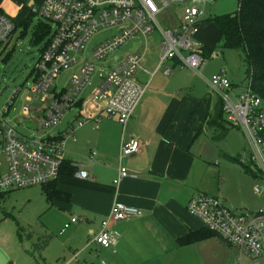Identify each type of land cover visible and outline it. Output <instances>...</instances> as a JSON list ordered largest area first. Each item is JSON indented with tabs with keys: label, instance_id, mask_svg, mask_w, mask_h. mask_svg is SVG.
Wrapping results in <instances>:
<instances>
[{
	"label": "built area",
	"instance_id": "obj_1",
	"mask_svg": "<svg viewBox=\"0 0 264 264\" xmlns=\"http://www.w3.org/2000/svg\"><path fill=\"white\" fill-rule=\"evenodd\" d=\"M183 0H39L33 3L29 12L54 27L46 44L40 49L32 69V79L27 88L28 95L23 101L20 120L32 118L35 127L33 135L19 134L15 124L6 118L13 104V96L7 104L0 107V142L5 165L0 161V190H12L32 185H42L54 180L60 173L64 151L63 136L72 135L76 127L81 126L89 117L88 111L83 118L74 120L67 126L62 136L53 135L45 130L57 124L65 111L70 109L78 93L91 75L94 60L106 58L119 46L134 36L147 38L158 32L161 53L157 68L164 66L167 60H174L178 66L188 68L200 74L207 55L201 51L196 40L198 25L205 18L207 0H188L182 6L177 25L163 27L157 16L170 5L176 6ZM16 21L5 15L0 7V46L7 42L15 31ZM116 27V32L100 41L89 58H79L86 41L99 29ZM140 45H132L115 66L104 76L90 98L84 103L99 109L106 118L124 124L133 113L142 97L147 84L139 82L135 73L140 68ZM67 85L57 90L54 80L62 71L75 66ZM168 71V68L165 69ZM210 92L221 103V121L237 128L244 139L245 154L238 155L240 162L254 178L264 181V97L251 88L245 81L242 87L232 83L224 68L219 69L205 80ZM19 90V88H18ZM37 103V106L33 105ZM139 142L132 138L121 144L119 158L137 154ZM96 156L89 152V159ZM248 162V165L246 164ZM3 168V169H2ZM83 168V166H81ZM125 166L120 165L117 182L127 176ZM81 179H88L85 169L76 173ZM254 191L264 193V186L256 184ZM264 196V195H263ZM186 208L205 228L217 234L224 242L238 252L237 264H263L258 259L264 257V206L256 211L232 210L218 196L206 192L194 193ZM139 208L114 201L110 211L99 225L92 241L103 248L113 244L118 233L111 225L132 217H139ZM72 216L64 227L78 222ZM246 259V262L242 260Z\"/></svg>",
	"mask_w": 264,
	"mask_h": 264
},
{
	"label": "crops",
	"instance_id": "obj_2",
	"mask_svg": "<svg viewBox=\"0 0 264 264\" xmlns=\"http://www.w3.org/2000/svg\"><path fill=\"white\" fill-rule=\"evenodd\" d=\"M187 1L176 4L175 8L180 9L178 17L171 11L169 16L173 18L172 22L167 20L165 25H161L167 28L177 25L182 6ZM215 6L225 8L219 12L232 13L238 7V0H207L204 19L212 16ZM207 22L209 21L203 20L198 25L195 38L201 46L211 48L217 32L220 35V30L215 22ZM143 39L144 45L139 44L140 68L137 69L135 78L147 86L128 121L121 124L106 118L102 113L97 116L96 121L99 109L92 105L84 107L90 96L85 100L79 93L73 106L68 109H78L73 121L83 118L84 110L88 111L89 117L81 126L90 121L93 124L82 139L84 150L81 156L84 162L76 163L74 158L65 154L64 147L61 171L50 183L61 197H55L47 203L60 210L66 222L72 216H78L81 224L72 223L75 226L72 230L83 227L86 236L80 244L79 257L66 251L63 258H67V264H212L217 252L226 256L227 264L235 249L217 234L207 233L199 220L186 208L189 198L196 191L201 189L203 191L198 192L210 193L214 188L212 184L204 182L207 168L203 156L198 153L202 148H197L198 143L204 144L207 140L205 129L209 126L208 117L212 115L211 94L205 95L201 89L196 90L193 86L184 93H176L168 89L169 84L165 86L156 83L160 79L155 78L156 71L163 69V75H167L173 68L184 67L178 66L174 60H167L164 66L157 68L161 53L160 36L157 34L153 37L150 34ZM120 55L113 54L109 61L119 60ZM34 114L28 120L21 121V115L8 120L16 119L18 125L30 122L34 128L33 120L38 117V113ZM13 123L16 127V123ZM81 126L76 127L70 136L73 141L81 139L80 133L77 139L75 137L76 129ZM132 138L139 142V152L120 159L122 142ZM92 150L96 152V156L89 159V152ZM67 160L70 166H74L71 174L66 173ZM120 165L126 167L128 174L114 182ZM80 169L88 172V179L77 177L76 173ZM114 201L139 208L142 215L111 225L118 237L108 248H103L95 244L92 237ZM70 226L66 227V232H69ZM66 228L63 225L61 232ZM191 232L205 236L190 243H179V239ZM2 248L1 246L0 264H9L11 257Z\"/></svg>",
	"mask_w": 264,
	"mask_h": 264
},
{
	"label": "rangeland",
	"instance_id": "obj_3",
	"mask_svg": "<svg viewBox=\"0 0 264 264\" xmlns=\"http://www.w3.org/2000/svg\"><path fill=\"white\" fill-rule=\"evenodd\" d=\"M38 1L0 0V7L5 15L17 22L21 19L25 22V24H21V26L16 28L7 42L0 46V107L5 103L7 104L9 98L14 97L10 111L6 114L7 119H14L21 115L23 101L29 94L27 88L30 86L32 79V69L42 45V42H35L33 39V32L36 26L45 23L50 29L54 27L51 22L29 12L33 3H38ZM222 9L225 8L215 6L211 20L207 23L212 24V22L214 23L213 18L216 15L225 14L226 12H219ZM171 11L175 12L178 17L180 9H176L174 5H170L166 11L160 13L157 18L162 25H165L164 23L167 20L168 22H172L173 18L169 16ZM116 30V27H110L96 31L86 41L84 49L79 54V58H89L95 46L104 38L113 35ZM157 34L158 32H154L152 36L156 37ZM133 42L142 46L144 45L143 37L134 36L119 46L113 53L106 56V58L94 60L93 71L80 90L79 96L85 100L88 99L93 89L100 82V76L106 75L115 66V62L109 61L110 57L115 53L124 54ZM213 42L215 44L213 43V46H211L213 49L212 55L206 57L205 64L201 68L199 75L187 68H173L167 75H163V69H160L154 74L155 78H160L156 83H161L165 86L169 84L170 87L168 89L176 93H184V91L192 88V86L196 90L201 89L205 95L210 93L211 114H213V108L218 101V97L216 94L210 92L205 83L206 79H209L219 69L224 68L229 80L239 88L246 81V66L240 58L238 51L234 48L224 47L218 32ZM79 65L62 71L59 74L54 80L57 89H61L67 85L69 77ZM35 106H37L36 102L33 107ZM77 113V108L66 111L57 124L45 131L50 134L63 132L73 122ZM34 115L37 114L35 113ZM13 122L16 123L15 128H17L16 130L19 133L26 136L33 135L32 123L24 122L18 125L16 119ZM92 124L93 122L90 121L76 129L75 137L77 139L80 133V140L73 141L70 135L67 134L62 141L66 150L65 154L74 158L76 163L81 164L84 162L81 156L84 150V140L82 139H84ZM222 125L226 130L224 138H214L220 132L218 126H207L208 128L206 127L205 129L207 140L204 144L198 143L197 145V148H202L198 153L203 156L207 168L204 182L205 184H212L214 187L210 190L209 194L212 193L218 196L230 209L235 211H256L264 206V193L255 192L254 186L256 184L264 186V181L254 178L240 162L230 158L237 154H245V143L241 132L237 128L230 126L225 121L222 122ZM69 149H72L70 150L72 152H69ZM0 161L3 162L4 167L5 159L1 151V142ZM246 164L248 165V162ZM198 191L203 190L199 189ZM66 221L65 216L60 210L47 203L42 194L41 185L10 190L0 201V247L2 246V249H5L9 253L11 257L9 264H67V258H63L66 251L75 253L76 256H74L79 257L80 244L84 237H86L84 236L85 231L83 227L72 230L75 226L71 225L69 232H66L67 228L61 232V228ZM76 223V225L81 224V221ZM19 227L22 228L21 235L17 232ZM28 232L32 235L31 239L28 238ZM49 237L50 242L41 252V257L37 253H30L33 242H36L38 239H48ZM84 243H86V238ZM68 245H72V247ZM235 250L232 253L231 261H228L227 264H237L238 252ZM214 256L212 264H226V256L224 254L219 255V253L215 252ZM242 261L246 262L247 260L243 259ZM258 261L264 264V257L258 259Z\"/></svg>",
	"mask_w": 264,
	"mask_h": 264
},
{
	"label": "trees",
	"instance_id": "obj_4",
	"mask_svg": "<svg viewBox=\"0 0 264 264\" xmlns=\"http://www.w3.org/2000/svg\"><path fill=\"white\" fill-rule=\"evenodd\" d=\"M211 20L209 18L204 21ZM214 22L218 25L220 30V38L224 47L234 48L238 51L240 58L246 66L245 79L250 82L251 88L258 95L264 97V0H238V7L232 13H225L216 15L213 18ZM25 24L24 20L16 22L15 30L17 27ZM50 33V27L45 23L36 26L33 32V39L42 42L43 46L46 44ZM203 54L209 57L213 51L212 48L206 46L201 47ZM221 103L218 101L214 106L213 114L208 117L207 123L209 126H218L220 132L214 138H224L226 130L222 125L221 119ZM62 136V134H58ZM238 156V155H237ZM237 156L231 157L232 160L238 161ZM66 173L71 174L74 166H70L68 160L66 161ZM61 171V170H60ZM53 181V180H52ZM42 184V193L47 202H51L55 197H61L50 183ZM10 190H0V201L7 195ZM205 228V227H204ZM21 229L18 228V234L21 235ZM207 233H214L205 228ZM215 234V233H214ZM28 238L31 239L30 232L27 233ZM203 234L189 233L181 239L179 243L185 244L202 238ZM49 239H38L32 243L31 254L37 253L39 256L43 249L46 247Z\"/></svg>",
	"mask_w": 264,
	"mask_h": 264
},
{
	"label": "water",
	"instance_id": "obj_5",
	"mask_svg": "<svg viewBox=\"0 0 264 264\" xmlns=\"http://www.w3.org/2000/svg\"><path fill=\"white\" fill-rule=\"evenodd\" d=\"M136 44H137V43H135L134 46H135ZM118 59H120V57H119Z\"/></svg>",
	"mask_w": 264,
	"mask_h": 264
}]
</instances>
